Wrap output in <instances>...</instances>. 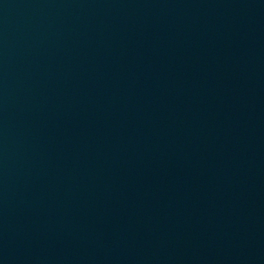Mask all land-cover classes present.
Here are the masks:
<instances>
[{"label": "water", "instance_id": "1", "mask_svg": "<svg viewBox=\"0 0 264 264\" xmlns=\"http://www.w3.org/2000/svg\"><path fill=\"white\" fill-rule=\"evenodd\" d=\"M0 264H264V0H0Z\"/></svg>", "mask_w": 264, "mask_h": 264}]
</instances>
